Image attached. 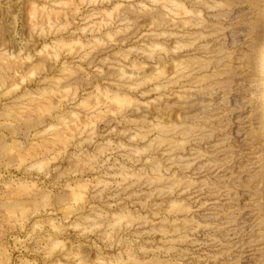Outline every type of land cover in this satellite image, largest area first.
<instances>
[{
  "label": "clouds",
  "instance_id": "clouds-1",
  "mask_svg": "<svg viewBox=\"0 0 264 264\" xmlns=\"http://www.w3.org/2000/svg\"><path fill=\"white\" fill-rule=\"evenodd\" d=\"M0 18V264H264V131L232 0H17Z\"/></svg>",
  "mask_w": 264,
  "mask_h": 264
},
{
  "label": "rangeland",
  "instance_id": "rangeland-1",
  "mask_svg": "<svg viewBox=\"0 0 264 264\" xmlns=\"http://www.w3.org/2000/svg\"><path fill=\"white\" fill-rule=\"evenodd\" d=\"M229 43L236 53L239 88L237 100L247 105V123L264 131V0H232ZM13 14L23 5L17 0H0V18L9 8ZM264 151V135L257 140Z\"/></svg>",
  "mask_w": 264,
  "mask_h": 264
}]
</instances>
